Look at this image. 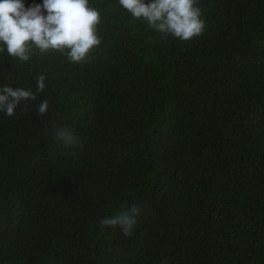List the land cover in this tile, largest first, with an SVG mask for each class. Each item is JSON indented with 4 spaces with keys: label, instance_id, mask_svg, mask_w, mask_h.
<instances>
[{
    "label": "trees",
    "instance_id": "16d2710c",
    "mask_svg": "<svg viewBox=\"0 0 264 264\" xmlns=\"http://www.w3.org/2000/svg\"><path fill=\"white\" fill-rule=\"evenodd\" d=\"M89 4L102 43L85 63L0 53V86L47 85L0 113V264H264V0H200L190 41ZM133 203L131 235L99 225Z\"/></svg>",
    "mask_w": 264,
    "mask_h": 264
},
{
    "label": "clouds",
    "instance_id": "9594fccd",
    "mask_svg": "<svg viewBox=\"0 0 264 264\" xmlns=\"http://www.w3.org/2000/svg\"><path fill=\"white\" fill-rule=\"evenodd\" d=\"M123 9L134 18H144L156 32L183 41L203 35L207 22L200 0H119ZM102 13L89 0H43V4L26 6L24 0H0V53L28 62L34 55L44 56L59 51L72 64L85 63L91 50L102 43L98 38ZM46 76L41 74L32 87L0 86V113L16 114L22 103L35 101L46 88ZM49 101L38 104V114L45 116ZM55 139L66 147L79 149L82 139L71 128L55 130ZM146 205L133 203L114 216H104L99 225L118 228L124 236L132 233Z\"/></svg>",
    "mask_w": 264,
    "mask_h": 264
}]
</instances>
